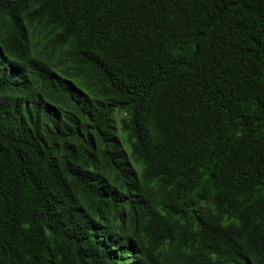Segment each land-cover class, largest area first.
I'll return each mask as SVG.
<instances>
[{
	"label": "trees",
	"instance_id": "obj_1",
	"mask_svg": "<svg viewBox=\"0 0 264 264\" xmlns=\"http://www.w3.org/2000/svg\"><path fill=\"white\" fill-rule=\"evenodd\" d=\"M0 264H264V0H0Z\"/></svg>",
	"mask_w": 264,
	"mask_h": 264
}]
</instances>
